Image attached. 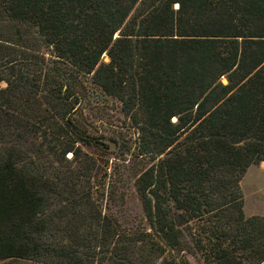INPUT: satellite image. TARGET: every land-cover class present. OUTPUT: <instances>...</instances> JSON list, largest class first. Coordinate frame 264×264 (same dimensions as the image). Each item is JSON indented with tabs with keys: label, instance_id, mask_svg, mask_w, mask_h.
Here are the masks:
<instances>
[{
	"label": "trees",
	"instance_id": "obj_1",
	"mask_svg": "<svg viewBox=\"0 0 264 264\" xmlns=\"http://www.w3.org/2000/svg\"><path fill=\"white\" fill-rule=\"evenodd\" d=\"M87 76L134 128L144 224L94 183ZM261 162L264 0H0V261L262 264Z\"/></svg>",
	"mask_w": 264,
	"mask_h": 264
},
{
	"label": "rangeland",
	"instance_id": "obj_2",
	"mask_svg": "<svg viewBox=\"0 0 264 264\" xmlns=\"http://www.w3.org/2000/svg\"><path fill=\"white\" fill-rule=\"evenodd\" d=\"M107 61L106 55H101ZM88 98L84 118L89 123L91 134L107 145L101 150L82 149L98 165L94 183L104 196L109 191L108 185L116 190V194H123V203L111 206L109 213L125 227H133L143 222L142 210L134 190L133 173L145 165L144 160L130 155L136 137L134 128L122 115L120 105L112 98L89 83L86 77ZM222 83L225 79L220 77ZM70 154L66 158L69 159ZM262 166V167H261ZM264 165L250 166L239 181V188L243 198V213L246 217H264ZM121 204V205H120ZM0 264H38L23 259H4ZM264 264V262L262 263Z\"/></svg>",
	"mask_w": 264,
	"mask_h": 264
},
{
	"label": "crops",
	"instance_id": "obj_3",
	"mask_svg": "<svg viewBox=\"0 0 264 264\" xmlns=\"http://www.w3.org/2000/svg\"><path fill=\"white\" fill-rule=\"evenodd\" d=\"M262 163H263V162H261V163H259V164H257V165H262ZM251 166H256V165H251ZM249 167H250V166H249ZM249 167H248V168H249ZM261 167H262V166H261ZM248 168H247V169H248ZM257 168H258V167H257ZM258 169H260V168H258ZM260 170L264 172V169H263V168L260 169ZM246 171H247V170H246Z\"/></svg>",
	"mask_w": 264,
	"mask_h": 264
},
{
	"label": "bare ground",
	"instance_id": "obj_4",
	"mask_svg": "<svg viewBox=\"0 0 264 264\" xmlns=\"http://www.w3.org/2000/svg\"><path fill=\"white\" fill-rule=\"evenodd\" d=\"M262 164L264 165V162Z\"/></svg>",
	"mask_w": 264,
	"mask_h": 264
}]
</instances>
